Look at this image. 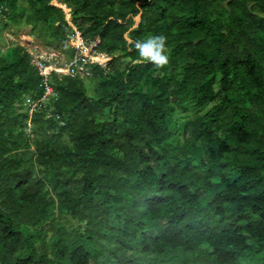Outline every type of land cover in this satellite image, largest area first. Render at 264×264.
I'll return each mask as SVG.
<instances>
[{"label":"trees","instance_id":"1","mask_svg":"<svg viewBox=\"0 0 264 264\" xmlns=\"http://www.w3.org/2000/svg\"><path fill=\"white\" fill-rule=\"evenodd\" d=\"M51 1L0 0V34L110 60L0 46V264H264V0Z\"/></svg>","mask_w":264,"mask_h":264},{"label":"rangeland","instance_id":"2","mask_svg":"<svg viewBox=\"0 0 264 264\" xmlns=\"http://www.w3.org/2000/svg\"><path fill=\"white\" fill-rule=\"evenodd\" d=\"M68 14L70 13L68 12ZM67 21L70 24V17L67 18ZM138 23L139 16L134 18V27ZM30 27L31 26L26 25L17 27L12 26L10 29L12 33L8 30L3 31L0 34V46L2 48H6L7 46H9L10 42H14L24 47L26 51L33 56L32 63L36 67H38V69H41L43 74H46L49 71L53 70L62 75L70 73L71 70H69V66L66 65L69 63L66 60V56L61 55L54 48L42 45L39 39L31 34ZM127 41L129 42L128 39ZM69 45L78 49L79 59L77 61H80L82 59L83 63L89 61L91 63H97L99 65L105 66L106 63L110 60V58L106 55H95L92 50L93 44L85 46V44L81 41L80 35L78 33H76L75 37L71 41H69ZM99 56H103L104 61H99V59H97ZM45 63H47L48 66H45ZM76 70L82 76L87 74L86 70L82 66H78Z\"/></svg>","mask_w":264,"mask_h":264},{"label":"clouds","instance_id":"3","mask_svg":"<svg viewBox=\"0 0 264 264\" xmlns=\"http://www.w3.org/2000/svg\"><path fill=\"white\" fill-rule=\"evenodd\" d=\"M167 37L164 35H150L144 40L135 42V50L138 53L135 63H151L158 68H163L169 63L167 55Z\"/></svg>","mask_w":264,"mask_h":264},{"label":"water","instance_id":"4","mask_svg":"<svg viewBox=\"0 0 264 264\" xmlns=\"http://www.w3.org/2000/svg\"><path fill=\"white\" fill-rule=\"evenodd\" d=\"M58 2H61L62 3V5L65 7V9L67 10V12H66V10L64 9V8H62V5L61 6H57V5H55L56 3H58ZM52 6H55V7H57V8H60V9H62L63 11H64V14H65V19L67 20V18H69L70 16H69V14H68V12L70 11L67 7H66V5H65V3L63 2V1H60V0H53V1H51V3H50Z\"/></svg>","mask_w":264,"mask_h":264},{"label":"built area","instance_id":"5","mask_svg":"<svg viewBox=\"0 0 264 264\" xmlns=\"http://www.w3.org/2000/svg\"><path fill=\"white\" fill-rule=\"evenodd\" d=\"M78 59L73 60L68 66H69V70H71V66L75 65V63L77 62Z\"/></svg>","mask_w":264,"mask_h":264},{"label":"bare ground","instance_id":"6","mask_svg":"<svg viewBox=\"0 0 264 264\" xmlns=\"http://www.w3.org/2000/svg\"><path fill=\"white\" fill-rule=\"evenodd\" d=\"M55 5H62V4H57V3H56ZM64 9H65V8H64ZM66 11H67V10H66ZM104 56H105V55H104ZM97 59H99V61H104L103 56H101V57L99 56Z\"/></svg>","mask_w":264,"mask_h":264},{"label":"crops","instance_id":"7","mask_svg":"<svg viewBox=\"0 0 264 264\" xmlns=\"http://www.w3.org/2000/svg\"><path fill=\"white\" fill-rule=\"evenodd\" d=\"M69 16H70V14H69Z\"/></svg>","mask_w":264,"mask_h":264}]
</instances>
